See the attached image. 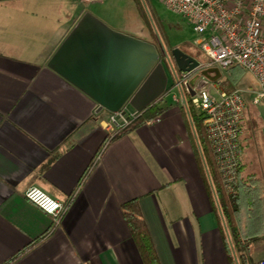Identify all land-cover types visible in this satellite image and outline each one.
Returning a JSON list of instances; mask_svg holds the SVG:
<instances>
[{"label": "crops", "instance_id": "crops-1", "mask_svg": "<svg viewBox=\"0 0 264 264\" xmlns=\"http://www.w3.org/2000/svg\"><path fill=\"white\" fill-rule=\"evenodd\" d=\"M83 6L0 0V264H143L121 211L132 199L159 264H231L181 92L155 104L156 122L110 140V113L47 67ZM29 187L66 205L59 224L25 198ZM261 200L237 217L251 264L264 259Z\"/></svg>", "mask_w": 264, "mask_h": 264}, {"label": "built area", "instance_id": "built-area-1", "mask_svg": "<svg viewBox=\"0 0 264 264\" xmlns=\"http://www.w3.org/2000/svg\"><path fill=\"white\" fill-rule=\"evenodd\" d=\"M104 0H80L85 5ZM166 9L188 19L199 38L196 46L206 58L201 69L218 68L220 71L240 67L250 73L257 83V91L251 105L264 106V0H159ZM196 72V71H195ZM195 72L179 73L168 93L188 92ZM212 86V87H210ZM196 81L190 97L192 106L204 119L208 146L224 193H237V170L243 155L242 119L246 100L240 89L230 93L214 85ZM209 88H212L213 93ZM177 100L176 97H173ZM119 113L110 114L111 133L124 128L129 121H118ZM155 117L146 124L156 122ZM25 198L60 223L66 205L58 202L37 187H29ZM264 264V259L258 262Z\"/></svg>", "mask_w": 264, "mask_h": 264}, {"label": "water", "instance_id": "water-1", "mask_svg": "<svg viewBox=\"0 0 264 264\" xmlns=\"http://www.w3.org/2000/svg\"><path fill=\"white\" fill-rule=\"evenodd\" d=\"M146 13L151 19L147 9ZM160 49L175 81L177 73L200 68L196 59L179 49L171 50L173 67L162 44ZM47 67L89 96L97 104L96 113H119L120 123L121 117L133 119L168 93L167 74L157 46L111 29L90 12L79 18ZM200 77L216 83L221 71L215 67L201 70L190 80V97ZM126 107L133 110L132 114L126 113Z\"/></svg>", "mask_w": 264, "mask_h": 264}, {"label": "trees", "instance_id": "trees-1", "mask_svg": "<svg viewBox=\"0 0 264 264\" xmlns=\"http://www.w3.org/2000/svg\"><path fill=\"white\" fill-rule=\"evenodd\" d=\"M146 1L147 0H136V4L138 6L140 15L144 19L148 27V31L153 39L152 44L157 46L160 54L162 55L160 44H162L163 47H165V45L162 43L158 33L155 32V30L157 31L158 29L155 28L151 15L150 19L146 13V8L144 6ZM200 62L203 63L202 61ZM225 71L231 72L230 76L225 79L220 78L215 84L220 90L230 93L237 88L236 85L239 81H241V75L244 70L240 67H232ZM183 100L185 101L182 106V109L185 111V123L189 129L191 138L196 145L199 166L206 189L211 201L219 208L226 228L229 230V232H231V243L228 239L224 238L225 252L227 253L231 264H251L250 258L248 257L249 240H244L240 236V233H237L236 231L238 222L237 217L240 213V208L243 205L247 203L249 204L253 202V200L255 202L256 199H260V195L263 192L261 182L253 174L243 176L242 174L244 171V166L242 163H240V166L237 170V193L232 196H227L224 193L216 165L214 163L213 155L206 140L204 119L202 115L192 106L188 92L183 91ZM246 104L247 108L249 102L246 101ZM164 111L165 109L156 105L149 107L143 113L131 119L124 128L116 131L110 140H115L131 133L133 130L146 124V122L150 121L151 119L160 117ZM243 140L244 139L241 140L242 144ZM121 211L130 236L137 248L143 264H159L151 237L147 230V226L139 210L138 200L132 199L122 203Z\"/></svg>", "mask_w": 264, "mask_h": 264}, {"label": "rangeland", "instance_id": "rangeland-1", "mask_svg": "<svg viewBox=\"0 0 264 264\" xmlns=\"http://www.w3.org/2000/svg\"><path fill=\"white\" fill-rule=\"evenodd\" d=\"M144 6L151 15L153 24L158 29L155 32L158 33L167 52H170V49L191 50L196 52L200 61L205 62L206 58L196 46L199 36L194 32L188 19L166 9L159 0H147ZM83 7L111 29L153 43L136 0H104L101 3L84 4ZM165 72L167 87L170 88L175 83V79L167 68ZM230 74L231 72L222 70L221 78H228ZM236 87L240 89L242 97L249 102L242 120L244 129L242 135L244 147L241 158L244 171L242 175L253 174L261 182L263 192L260 199L264 202V106L262 103L250 104L257 91V83L250 73L243 71L241 81ZM173 93L176 95L177 91L164 95V100L171 101ZM132 112L130 107H126L127 114H132Z\"/></svg>", "mask_w": 264, "mask_h": 264}, {"label": "flooded vegetation", "instance_id": "flooded-vegetation-1", "mask_svg": "<svg viewBox=\"0 0 264 264\" xmlns=\"http://www.w3.org/2000/svg\"><path fill=\"white\" fill-rule=\"evenodd\" d=\"M171 50H172V49H170V52H167V53H168L169 61H170L171 65L174 67L175 65H174L173 58H172V56H171ZM183 52L186 53V54H188V55H190V56L193 57L194 59H196V60L200 63V66L203 64V63H201L200 60L198 59V56H197L196 52L191 51V50H187V49H186V50H183ZM161 62H162V64H163L164 68H165V69L167 68V70L170 71L169 64L167 63V61H166V59L164 58V55H163V54L161 55ZM201 70H203V69H201ZM201 70H200V68H199V69L195 72V76H196L197 74H199ZM177 74H179V73H177ZM198 80H202V81L205 82V84L208 85V86L214 84V83L208 82L207 80H205V79H203V78H201V77H200ZM198 80H197V81H198ZM194 91L196 92V90H194Z\"/></svg>", "mask_w": 264, "mask_h": 264}]
</instances>
